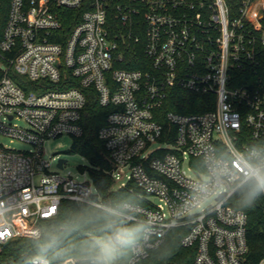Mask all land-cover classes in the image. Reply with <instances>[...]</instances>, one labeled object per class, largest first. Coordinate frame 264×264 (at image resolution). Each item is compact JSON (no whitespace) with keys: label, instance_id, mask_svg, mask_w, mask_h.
Instances as JSON below:
<instances>
[{"label":"built area","instance_id":"1","mask_svg":"<svg viewBox=\"0 0 264 264\" xmlns=\"http://www.w3.org/2000/svg\"><path fill=\"white\" fill-rule=\"evenodd\" d=\"M7 4L5 11L0 0V137L32 148L0 139V250L10 240L40 236V221L66 199L121 209L123 226H142L127 264H141L180 227L181 245L195 248L193 264H244L248 215L228 202L247 179V158L264 151V0H242L232 17L224 0ZM65 9H82L66 37L62 18L72 15ZM136 47L146 61L123 67L134 62L127 54ZM89 88L112 108L98 130L111 162L106 172L115 181L128 170L121 187L136 185L145 204L106 203L88 169L82 180L51 169L45 142L83 134ZM174 88L205 96L209 109L167 111L175 128L166 133L160 109Z\"/></svg>","mask_w":264,"mask_h":264},{"label":"trees","instance_id":"2","mask_svg":"<svg viewBox=\"0 0 264 264\" xmlns=\"http://www.w3.org/2000/svg\"><path fill=\"white\" fill-rule=\"evenodd\" d=\"M224 2L230 17L238 15L242 0H224ZM2 3L3 9L6 11L8 0H2ZM62 12L70 15V17L72 15L71 19L62 18V30L66 37L80 18L82 9H65ZM127 56L133 59L134 62L122 64L125 68H141L139 62L146 61L140 47L128 51ZM161 107L159 122L164 126L166 133H172L175 128L164 118L167 111L177 110V112L189 113L209 109L205 96L191 93L182 88H174ZM111 110V107H104L99 104L93 88L86 91V103L80 119L83 134L79 137H73L71 151L80 153L89 161L91 165L88 168L90 175L106 203L114 206L123 201L145 204L138 196L141 191L136 185L129 182L124 188L113 189L114 179L106 172V170L111 169V162L104 142L98 136V130L107 122L106 119ZM170 138L172 137L164 139ZM244 185L245 183L236 191L228 204L247 213L246 237L248 252L244 264H258L264 258V194L251 207L242 208ZM81 217L84 218V223H81L79 227H70L79 221ZM117 220L121 225L123 224L122 217H118ZM106 221L107 218L102 216V210L84 203L64 199L61 201L58 212L54 217L40 221L41 235L39 239L20 237L2 245L0 264H27L31 257L36 255L51 237L58 238L57 247L49 253L52 264H59L64 258L70 256L81 257L86 243L94 238L97 230ZM126 227H139L141 231L137 239L141 237V225L128 223ZM185 233L186 229L181 227L170 230L163 243L156 249L151 250L141 264H193L196 253L195 248H186L180 243V239ZM130 255L131 248L126 249L123 255L118 258L117 264H127Z\"/></svg>","mask_w":264,"mask_h":264},{"label":"clouds","instance_id":"3","mask_svg":"<svg viewBox=\"0 0 264 264\" xmlns=\"http://www.w3.org/2000/svg\"><path fill=\"white\" fill-rule=\"evenodd\" d=\"M247 162L242 208L251 207L264 194V151L248 157ZM102 216L106 217L107 221L100 226L94 238L86 243L79 264H117L118 258L125 250L136 243L141 229L121 225L117 220L122 216L121 209L106 208L102 210ZM84 222L81 217L70 227H79ZM33 238L39 239V233H33ZM57 245L58 238L51 237L30 259L29 264H52L49 253Z\"/></svg>","mask_w":264,"mask_h":264},{"label":"rangeland","instance_id":"4","mask_svg":"<svg viewBox=\"0 0 264 264\" xmlns=\"http://www.w3.org/2000/svg\"><path fill=\"white\" fill-rule=\"evenodd\" d=\"M13 123H17L19 125L24 126L25 123L21 119H15L12 121ZM0 139L7 145L16 148V149H26L29 150L32 148V146L26 142L14 140L11 141L9 138L0 137ZM73 144V137H70L68 135H64L61 137H56L55 139H51L47 142H45V156L51 157V169L57 170L61 173H70L73 174V176H76L78 179L82 180L84 179V175H82L81 170L82 169H88L91 165L89 161L80 153L72 152L71 147ZM55 157V158H54ZM58 158H63L66 160L65 166L63 169H58L56 166ZM189 167V160L185 161L184 169L187 173L193 174L191 170L188 169ZM129 171L127 170L126 173L123 174V176L119 177L117 180L114 181L113 189L120 188L123 184L128 182V174ZM89 177V175H87ZM153 201L158 202L157 198H152ZM214 202V197L206 199L200 208L207 206L208 204H211ZM200 208H196L195 211L199 210Z\"/></svg>","mask_w":264,"mask_h":264},{"label":"water","instance_id":"5","mask_svg":"<svg viewBox=\"0 0 264 264\" xmlns=\"http://www.w3.org/2000/svg\"><path fill=\"white\" fill-rule=\"evenodd\" d=\"M66 160L63 158L59 159V166H62V163L65 162ZM30 261V260H29ZM29 261L27 262V264H29Z\"/></svg>","mask_w":264,"mask_h":264}]
</instances>
